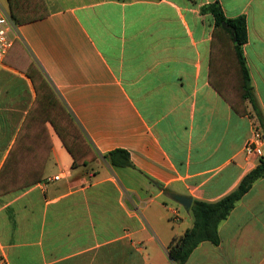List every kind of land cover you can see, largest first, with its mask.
Masks as SVG:
<instances>
[{"label": "crops", "instance_id": "obj_1", "mask_svg": "<svg viewBox=\"0 0 264 264\" xmlns=\"http://www.w3.org/2000/svg\"><path fill=\"white\" fill-rule=\"evenodd\" d=\"M43 2L47 15L16 25L0 64V169L21 127L23 138L43 134L33 128L43 110L33 106L31 65L96 158L72 167L47 125L42 181L0 194V264H175L167 246L192 225L176 198L218 201L264 158V138L257 154L244 153L255 111L264 135V0ZM214 3L245 19L255 105L246 103V116L209 82L214 19L202 9ZM0 5L10 15L8 0ZM117 151L131 167L111 165ZM218 234V246L199 244L185 264H264V179Z\"/></svg>", "mask_w": 264, "mask_h": 264}, {"label": "trees", "instance_id": "obj_2", "mask_svg": "<svg viewBox=\"0 0 264 264\" xmlns=\"http://www.w3.org/2000/svg\"><path fill=\"white\" fill-rule=\"evenodd\" d=\"M8 5L10 17L16 25L30 23L47 15L43 0H8ZM202 11L210 13L214 19L209 82L237 115H249L246 103H251L253 108L255 105L250 77L242 53V46L247 41L245 19L243 17L226 18L218 3L210 4ZM216 46L220 48V62L224 57L226 66L224 70L220 67L218 69L216 65ZM228 54L229 71L226 64ZM26 75L36 90L33 106L38 112L43 110L41 121L33 128L41 129L44 135L23 138L22 127L18 131L0 169V194L18 191L42 181L44 167L52 147L48 124L72 157V167L84 166L96 158L81 131L62 108L37 69L31 65ZM254 113L252 115L254 126L262 130L261 116L259 112ZM28 146H36L41 151L39 153L25 151L29 150L25 149ZM108 156L112 166L131 167L129 156L124 151L113 152ZM261 179H264V158L260 159L259 164L242 178L233 191L220 200L215 202L193 200L188 210L192 217V225L181 236L173 238L167 246L169 258L175 264H185L199 244L208 242L218 246L220 244L219 226L228 218L243 196Z\"/></svg>", "mask_w": 264, "mask_h": 264}, {"label": "built area", "instance_id": "obj_3", "mask_svg": "<svg viewBox=\"0 0 264 264\" xmlns=\"http://www.w3.org/2000/svg\"><path fill=\"white\" fill-rule=\"evenodd\" d=\"M16 24L10 17V15L0 5V64L3 62L6 54L12 48L14 39L16 37ZM263 142L262 130L253 127V134L247 141L244 147V153L247 156H253L257 154L259 146ZM59 177L47 179V182L58 180Z\"/></svg>", "mask_w": 264, "mask_h": 264}, {"label": "water", "instance_id": "obj_4", "mask_svg": "<svg viewBox=\"0 0 264 264\" xmlns=\"http://www.w3.org/2000/svg\"><path fill=\"white\" fill-rule=\"evenodd\" d=\"M177 203H179L182 207L189 210L192 204V200L190 198H184V197H177L176 198Z\"/></svg>", "mask_w": 264, "mask_h": 264}, {"label": "rangeland", "instance_id": "obj_5", "mask_svg": "<svg viewBox=\"0 0 264 264\" xmlns=\"http://www.w3.org/2000/svg\"><path fill=\"white\" fill-rule=\"evenodd\" d=\"M55 144H59V141L57 139H54ZM182 209V212H184L185 210L183 209V207H180Z\"/></svg>", "mask_w": 264, "mask_h": 264}]
</instances>
